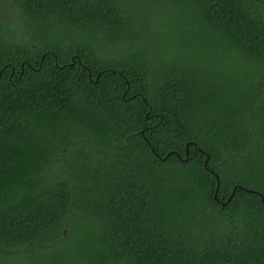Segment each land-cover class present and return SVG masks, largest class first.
<instances>
[{"label":"trees","instance_id":"1","mask_svg":"<svg viewBox=\"0 0 264 264\" xmlns=\"http://www.w3.org/2000/svg\"><path fill=\"white\" fill-rule=\"evenodd\" d=\"M11 2L0 264H264V0Z\"/></svg>","mask_w":264,"mask_h":264},{"label":"rangeland","instance_id":"2","mask_svg":"<svg viewBox=\"0 0 264 264\" xmlns=\"http://www.w3.org/2000/svg\"><path fill=\"white\" fill-rule=\"evenodd\" d=\"M0 26H4L6 29L14 32L27 30L26 25L24 24L21 16L19 15V12L15 8V6L12 4L11 0H0ZM143 31H146L145 27H140ZM153 42L156 43L157 40L153 39ZM105 53H102L104 55L113 56L116 55L112 49H106L104 48ZM214 61L215 59L212 58ZM260 72L264 71V67L259 70ZM75 221V220H73ZM65 251H67L68 258L72 257V253L69 251V248H63ZM58 258H63L62 254H57ZM1 264H29L28 261L24 260L23 258L14 257L13 259H5L4 262Z\"/></svg>","mask_w":264,"mask_h":264},{"label":"water","instance_id":"3","mask_svg":"<svg viewBox=\"0 0 264 264\" xmlns=\"http://www.w3.org/2000/svg\"><path fill=\"white\" fill-rule=\"evenodd\" d=\"M74 65V60H73V64H72V66ZM201 152H203L202 150H201ZM186 156H187V159H188V157H189V144L187 145V147H186ZM208 160H209V156H208V159L206 160V162H205V168H207L208 166ZM216 178H217V180H218V186L220 185V181H219V177H218V175H216ZM237 189H242V186H236V188H235V190H234V192L232 193V195L229 197V199L227 200V202H225V203H222V207H226L230 202H231V200L233 199V197L235 196V193H236V190ZM251 192H254V191H252V190H250ZM255 193H257V194H259V192H255ZM216 197H217V195H216ZM262 200H263V203H264V197H262Z\"/></svg>","mask_w":264,"mask_h":264}]
</instances>
